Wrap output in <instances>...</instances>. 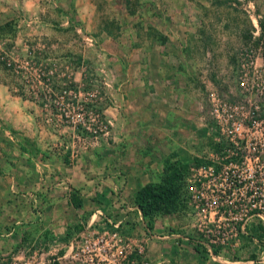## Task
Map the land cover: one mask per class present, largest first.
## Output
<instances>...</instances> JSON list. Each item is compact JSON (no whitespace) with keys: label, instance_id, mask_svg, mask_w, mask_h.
Returning a JSON list of instances; mask_svg holds the SVG:
<instances>
[{"label":"rangeland","instance_id":"1","mask_svg":"<svg viewBox=\"0 0 264 264\" xmlns=\"http://www.w3.org/2000/svg\"><path fill=\"white\" fill-rule=\"evenodd\" d=\"M40 1L33 14L0 10V264H78L72 249L88 245L106 249L102 264L120 262L118 248L125 264H264L254 212L218 221L186 191L149 230L134 204L143 184L166 182L168 161L211 151L216 102L249 112L262 100L264 0ZM150 47L167 77L145 67ZM137 88L165 91L169 122ZM146 112L156 122L141 126ZM56 188L60 210L47 206Z\"/></svg>","mask_w":264,"mask_h":264},{"label":"built area","instance_id":"2","mask_svg":"<svg viewBox=\"0 0 264 264\" xmlns=\"http://www.w3.org/2000/svg\"><path fill=\"white\" fill-rule=\"evenodd\" d=\"M259 92L262 100L249 112L242 105L216 102L213 106L216 127L210 134L211 151L190 163L185 178L190 203L200 214L222 222L249 221L250 212L264 219V83ZM229 232V226L223 225L217 237ZM72 250H76L71 256L78 264L106 260V249L88 245ZM115 253L120 259L117 264H125L127 251L118 248ZM84 254L89 256L84 258Z\"/></svg>","mask_w":264,"mask_h":264},{"label":"crops","instance_id":"3","mask_svg":"<svg viewBox=\"0 0 264 264\" xmlns=\"http://www.w3.org/2000/svg\"><path fill=\"white\" fill-rule=\"evenodd\" d=\"M42 7H44V5L42 4V2L40 0H0V10L2 8V10H5L4 12H10L12 14H16V11H18L19 13H28V12L31 13L32 12V14H33V12H35V13H37V11L40 12L42 10L41 9ZM146 50L147 51H146L145 57L143 59V62L145 63V67L147 65H149V69H152V66H151L152 64H150V63H152V60H155L156 61V71L159 72L160 75H162V77H167L168 70L165 69V67H163V65H162V63L167 58L166 55H164L162 53L156 54L155 51L153 49H151V47L147 48ZM157 63H158V65H157ZM160 65H161V67H160ZM149 89L150 88H143L142 91H140L139 88L133 89L131 94H132L133 97L137 94L138 98L140 97V94H142L140 98H142L141 99L142 103L146 104L148 109H150L151 107L155 108V107L159 106L160 107V112H161L160 114L162 116L163 115V111H162L163 103H167L168 102V100H166V94L164 93L165 91L164 92H160L158 94L157 92L152 91L151 89L149 90ZM143 92H145V93H143ZM176 92H177V95H179V91H177V89H171L170 91H167V94H169V95L170 94H175ZM158 96H159V99H156ZM181 96L187 97L188 98L187 101L194 98V96H190L187 93H182ZM4 105H6V103L4 101H2V102L0 101V111L5 110ZM166 109L168 110V114H164L162 116V118L166 120L165 122H167L168 120L171 119V115H170L171 112L170 111H172V109H169V108H166ZM153 115H154V113H152V114L148 113V112L143 113V117H141V118H145V119H142L139 124L141 126H142V124H145V123L149 124V125H153V123L156 122V118H153ZM166 118H168V119H166ZM129 124H131V123H128V125ZM144 126L145 125H143V127ZM158 130H159V137H160V142H161V139H162L161 138V134L162 133H160V132H162V131H161L160 128ZM130 137H132L131 133H129V134L127 133V136L125 137L126 141H128V142L131 141L132 139ZM163 143H166V141L164 140ZM62 166H63V164L61 166H59L58 168H61ZM65 166H66V164H65ZM152 168H154V167H152ZM62 170H63V172L59 173V175H61L60 177H62L63 179H66V169L64 168ZM151 171H153L152 173L156 172L155 169H153V170L151 169ZM70 178L71 179L74 178V180L76 179L75 176H70ZM71 179H70V181L74 182V180H71ZM110 180L112 182H115V178L114 177L111 178ZM116 181H117V179H116ZM121 183H122V181L118 180L116 186L119 188V186H122ZM35 184H37V183H35ZM148 184H149V182H148ZM145 185H147V183L143 184L141 187H143ZM56 189H57V191H56ZM56 189L49 190L48 193L46 194L47 206H53L54 209L60 210V207L66 203V199L65 198L61 199L60 197H55V193L56 194H60V195L63 193L61 191H58V188H56ZM62 196H64V195L62 194ZM69 203H70V201H69ZM72 207L76 208L74 206V204H73ZM76 209H81V208H76ZM17 237H19V235H17Z\"/></svg>","mask_w":264,"mask_h":264},{"label":"trees","instance_id":"4","mask_svg":"<svg viewBox=\"0 0 264 264\" xmlns=\"http://www.w3.org/2000/svg\"><path fill=\"white\" fill-rule=\"evenodd\" d=\"M171 165L175 167H170ZM189 165L190 163L181 165L168 161L165 166V172L168 173L164 184L149 183L137 191L134 204L141 212L143 219L146 220L149 230L154 228L155 217L162 212L173 211L176 203L180 200V195H184L186 192L185 178ZM185 198L187 199V197ZM73 204L76 208L83 206L82 201L78 199H75Z\"/></svg>","mask_w":264,"mask_h":264}]
</instances>
